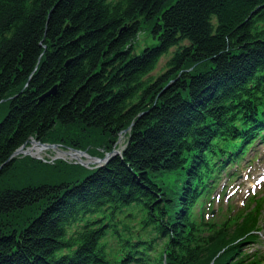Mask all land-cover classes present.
Here are the masks:
<instances>
[{
  "label": "trees",
  "instance_id": "16d2710c",
  "mask_svg": "<svg viewBox=\"0 0 264 264\" xmlns=\"http://www.w3.org/2000/svg\"><path fill=\"white\" fill-rule=\"evenodd\" d=\"M143 24L159 43L137 55ZM0 114V264H254L259 207L198 225L190 206L222 145L264 127V0H0ZM121 134L91 172L12 157L102 158Z\"/></svg>",
  "mask_w": 264,
  "mask_h": 264
},
{
  "label": "rangeland",
  "instance_id": "374dc122",
  "mask_svg": "<svg viewBox=\"0 0 264 264\" xmlns=\"http://www.w3.org/2000/svg\"><path fill=\"white\" fill-rule=\"evenodd\" d=\"M158 43H159L158 38H156V36L152 35L151 30H150V28L147 25L143 24L141 32H140V35H139V37H138V39L136 41V44L134 46V53L138 55V54H140L142 52V50L144 48L156 46V45H158ZM176 49H177V47H174V48L170 49L168 53L164 54L160 58V60H159V62L157 64V67L154 70V72L152 73V75L158 76V75H161L162 73H164L167 70V62L172 58L173 53L176 51ZM212 66H213V64L209 63V64H207V65H205L203 67H200L199 68V72L200 71L203 72V71L211 68ZM182 95H183L184 98L188 97L187 92H183ZM32 140H34V139H32ZM35 141H37V140H35ZM125 141H126V139L124 138V135L121 134V136L115 142L114 149L122 151L124 149V147H125ZM30 142H31V140H30ZM30 142L23 149V153L22 154H25V155L18 154V155H14L13 157H16V158L30 157L31 159L37 160L39 162H48L49 164H52L55 161H58L57 160L58 152L59 153H65V154H67V153L73 154L74 152L70 151V149H74V150H77V151L85 152L86 156H90L86 150L75 149L73 147H68V146H66L64 144H60V143H58V144L57 143H45V144H49V145H56L57 146L56 148H41L40 146H37L41 150H44V151H42V154L40 156H38V155H36V151L35 150L31 151L33 149V147L36 146V145L30 144ZM40 143H42V142H40ZM90 150H96V149L94 148V149H90ZM26 153H28V154H26ZM79 156H82V155H79ZM80 159L84 160L86 163H89L88 165L90 167H93V166L96 165V163L94 164L91 160H89L90 162L88 160H86L85 156H82ZM60 161H62L64 163H68V164H74V163L78 162V160L75 159V158L74 159H64L63 158ZM78 164L81 165L80 163H78ZM81 166L86 168L88 170V172H91L94 169V168H88L87 165H81ZM174 179H175V175L173 173L172 178L169 181H167L168 185L172 186L174 184ZM134 209L136 210L134 212L135 218H133L131 221H129L128 224L132 228H134L135 231H140L141 228H142L143 222L146 219V213L138 205H135ZM262 225H263V232H264V208L262 210V215H261V220H260V226H262ZM119 230L122 231V228H119ZM147 232H148V230L146 231L144 237L145 238L146 237H151V236L147 235ZM144 237L141 235V238H144ZM141 238H139V239L141 240ZM105 240L107 242L108 251H110L111 249H115L116 240L110 234L106 237ZM134 241L137 242L138 239L136 237H134ZM250 246H252V245H250ZM250 246L247 247V249H248L249 252H252L253 251L252 250L253 247H250ZM160 248L161 247H159L158 249H160Z\"/></svg>",
  "mask_w": 264,
  "mask_h": 264
},
{
  "label": "water",
  "instance_id": "95a60500",
  "mask_svg": "<svg viewBox=\"0 0 264 264\" xmlns=\"http://www.w3.org/2000/svg\"><path fill=\"white\" fill-rule=\"evenodd\" d=\"M56 94V87H54L53 89H51L48 93H46L45 95H43L40 100H43L46 97H50ZM129 129H127L126 131H124V133H126ZM30 144L32 145H36V146H40L41 148H56V145H49V144H45V143H40L38 141L35 140H31ZM25 148V145L22 146L20 149H18L13 155H18V154H22L23 153V149ZM70 151H73V155H75L76 157H78L79 155L85 156V159L87 160H93L95 161L94 163H97L98 166H102L106 163L109 162L110 159L114 158L115 156H120V152L117 149H113L110 153H107L102 159H97V158H91L90 156H86L85 152H81V151H77L74 149H70ZM28 154V153H26ZM25 155V154H22ZM80 156V157H82ZM84 158V157H83ZM77 163V162H76ZM78 163H80L81 165H87V163L83 160H78Z\"/></svg>",
  "mask_w": 264,
  "mask_h": 264
},
{
  "label": "bare ground",
  "instance_id": "6f19581e",
  "mask_svg": "<svg viewBox=\"0 0 264 264\" xmlns=\"http://www.w3.org/2000/svg\"><path fill=\"white\" fill-rule=\"evenodd\" d=\"M33 150H35L36 151V155H38V156H40L41 154H42V151H44V150H41L39 147H37V146H34L33 147V149L31 150V151H33ZM58 157V158H57ZM56 158H57V160L59 161V160H61V159H77V160H79L81 157L80 156H78V157H76L75 155H73V154H69V153H67V154H65V153H59L58 152V156H57ZM81 160V159H80Z\"/></svg>",
  "mask_w": 264,
  "mask_h": 264
}]
</instances>
